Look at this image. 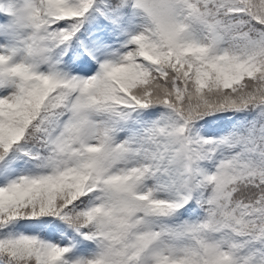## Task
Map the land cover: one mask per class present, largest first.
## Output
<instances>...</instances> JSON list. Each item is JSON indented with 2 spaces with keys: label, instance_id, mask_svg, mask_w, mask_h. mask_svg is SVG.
Instances as JSON below:
<instances>
[{
  "label": "snow or ice",
  "instance_id": "1",
  "mask_svg": "<svg viewBox=\"0 0 264 264\" xmlns=\"http://www.w3.org/2000/svg\"><path fill=\"white\" fill-rule=\"evenodd\" d=\"M0 264H264V0H0Z\"/></svg>",
  "mask_w": 264,
  "mask_h": 264
}]
</instances>
